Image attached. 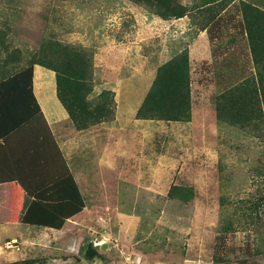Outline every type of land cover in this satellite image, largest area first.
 <instances>
[{"label":"rangeland","instance_id":"obj_1","mask_svg":"<svg viewBox=\"0 0 264 264\" xmlns=\"http://www.w3.org/2000/svg\"><path fill=\"white\" fill-rule=\"evenodd\" d=\"M182 3L187 15L165 19L136 0H0V80L54 45L90 61L91 99L110 91L102 129L69 117L63 136L88 133L63 148L86 207L61 229L0 223V264H264V122L218 114L219 96L255 71L240 12ZM185 49L191 116L138 118L157 68ZM37 59V76L55 72Z\"/></svg>","mask_w":264,"mask_h":264},{"label":"trees","instance_id":"obj_2","mask_svg":"<svg viewBox=\"0 0 264 264\" xmlns=\"http://www.w3.org/2000/svg\"><path fill=\"white\" fill-rule=\"evenodd\" d=\"M136 1L165 19L184 17L189 11L182 0ZM215 1L204 0L209 6ZM233 1L235 0H223L218 4L222 6L217 8L222 11ZM235 4L240 12L241 32L247 36L255 71L247 78L242 76L238 84L219 96L218 114L228 122L240 121L243 125H251L258 121L264 122V0H239ZM71 50L68 47L48 46L35 60L38 58L36 62L55 71L58 98L77 128L84 130L102 122L108 114L110 91L101 92L95 99L89 97L93 90L90 61L79 51ZM217 53L214 50L213 62L216 66ZM35 60L0 80V97L13 104L12 107L16 110L14 118L18 123L40 112L33 86ZM190 64L188 49L162 63L157 68L156 77L136 116L145 119L189 118L192 102ZM32 192L33 198L27 195L20 216L21 221L26 224L61 229L68 219L81 213L86 207L84 194L67 168L61 169L60 177L51 184ZM97 254L95 248H90L86 256L91 260ZM3 264H45V261L26 258ZM241 264L259 263L257 259L246 257Z\"/></svg>","mask_w":264,"mask_h":264},{"label":"crops","instance_id":"obj_3","mask_svg":"<svg viewBox=\"0 0 264 264\" xmlns=\"http://www.w3.org/2000/svg\"><path fill=\"white\" fill-rule=\"evenodd\" d=\"M221 1L223 0H216L214 4H219ZM235 1L229 3L222 10L223 13L228 12L229 7L234 5ZM199 5H201L200 2ZM216 15L217 21L213 22L212 28L218 25L222 12ZM211 27L209 26L210 29ZM209 28L208 26L205 28L207 34ZM221 29L223 35L230 33L223 28ZM232 43H236V41L232 40ZM213 49L221 50L223 47L217 46ZM213 49L210 60L212 62L215 57H213ZM222 59L226 60L225 57ZM37 70V66H35L33 86L40 112L18 123L14 118L16 110L12 107L13 104L8 102L6 98L0 97V110L3 114L2 124L5 127L3 129L0 119V223L3 225L2 223L19 224L21 222L33 228L53 229L47 226L23 223L20 216L24 203L27 195L33 198L32 191H39L40 188L51 184L60 177L61 169L66 170L67 168L80 186L77 175L71 166V160H68L70 153L65 152L63 148L65 144L70 145L71 142L73 144L79 143L81 137L87 136L88 133L76 131L73 136L63 138L68 131L72 132L73 130L68 128L69 115L57 95L56 73L47 70L44 76H37ZM50 72L54 78H51ZM107 121L104 119L99 123L98 129H102L101 125L107 124ZM16 212L17 217L14 215ZM77 215L68 219L65 225ZM19 234L22 236L23 233Z\"/></svg>","mask_w":264,"mask_h":264},{"label":"built area","instance_id":"obj_4","mask_svg":"<svg viewBox=\"0 0 264 264\" xmlns=\"http://www.w3.org/2000/svg\"><path fill=\"white\" fill-rule=\"evenodd\" d=\"M130 259H132L131 257H130ZM129 264H136V260H131V262L129 263Z\"/></svg>","mask_w":264,"mask_h":264}]
</instances>
